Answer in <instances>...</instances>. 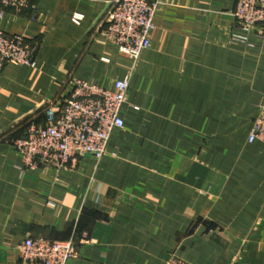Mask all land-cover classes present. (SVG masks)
<instances>
[{"label": "crops", "instance_id": "1", "mask_svg": "<svg viewBox=\"0 0 264 264\" xmlns=\"http://www.w3.org/2000/svg\"><path fill=\"white\" fill-rule=\"evenodd\" d=\"M106 0H29L0 27L35 42V65L0 72V264L26 237L73 239L67 264H264V31L237 0H162L136 61L97 27ZM33 6V7H32ZM77 19V20H76ZM129 80L106 154L25 168L12 140L82 79Z\"/></svg>", "mask_w": 264, "mask_h": 264}, {"label": "built area", "instance_id": "2", "mask_svg": "<svg viewBox=\"0 0 264 264\" xmlns=\"http://www.w3.org/2000/svg\"><path fill=\"white\" fill-rule=\"evenodd\" d=\"M162 4V0H106L97 24L99 34L136 61L149 48L154 16ZM28 7L29 0H0V22L6 9L20 13ZM232 15L240 29L264 31V0H237ZM37 46L22 34H8L0 27V72L7 65L33 67ZM128 88V78L116 80L112 89L73 79L67 97L44 108V122L28 123L23 136L12 140L23 166L33 169L42 164L59 169L85 154L100 160L112 131L124 126L120 112L127 103ZM253 141L264 146V103L248 135V142ZM17 250L27 264H67L76 254L73 239L26 237ZM167 264L190 263L172 254Z\"/></svg>", "mask_w": 264, "mask_h": 264}]
</instances>
